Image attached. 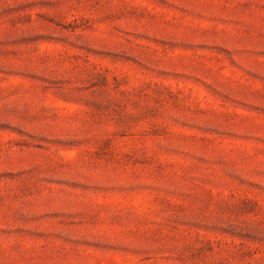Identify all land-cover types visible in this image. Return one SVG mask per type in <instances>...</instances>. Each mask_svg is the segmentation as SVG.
Here are the masks:
<instances>
[{"label": "rangeland", "instance_id": "obj_1", "mask_svg": "<svg viewBox=\"0 0 264 264\" xmlns=\"http://www.w3.org/2000/svg\"><path fill=\"white\" fill-rule=\"evenodd\" d=\"M0 264H264V0H0Z\"/></svg>", "mask_w": 264, "mask_h": 264}]
</instances>
